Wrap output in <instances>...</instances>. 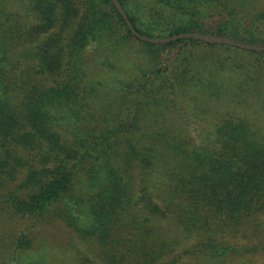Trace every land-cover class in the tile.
Instances as JSON below:
<instances>
[{"label": "trees", "instance_id": "1", "mask_svg": "<svg viewBox=\"0 0 264 264\" xmlns=\"http://www.w3.org/2000/svg\"><path fill=\"white\" fill-rule=\"evenodd\" d=\"M8 1L0 0V13ZM117 1L140 34L200 32L260 49L195 37L143 41L111 0H29L35 22L23 28L6 14L0 21V215L60 216L100 248L103 259L78 264H230L264 254V131L257 118L241 114L264 109L258 96H264V69L256 66L264 63V6ZM97 40L111 54L135 40L144 61L113 86L103 106L114 103L117 114L102 124L86 102L93 87L85 86L80 58ZM21 44L28 45L27 64L19 68L8 52ZM228 49L245 51L248 60L230 59ZM160 223L174 226L169 242L156 234ZM14 242L12 256L32 247L23 228ZM16 256L0 264H22Z\"/></svg>", "mask_w": 264, "mask_h": 264}, {"label": "rangeland", "instance_id": "2", "mask_svg": "<svg viewBox=\"0 0 264 264\" xmlns=\"http://www.w3.org/2000/svg\"><path fill=\"white\" fill-rule=\"evenodd\" d=\"M254 3L258 8L264 6V0H255ZM2 7L3 5H0V11H2ZM4 10L0 14L5 19L0 21H6V14H9L7 21L16 22L15 25L19 28H23L19 25H31L35 22L34 14L30 11L29 0H10L5 4ZM27 47V44L14 45L8 52V55H10L9 61L16 63L19 68L27 64L22 55L27 50ZM141 47L139 42L131 40L127 46L111 54L101 41L97 40L90 42L81 52V63L87 72V76L84 78L85 86L93 87L88 97L86 96V102H90L89 106L92 113L94 112L96 115L95 119L97 123L102 124L105 120L111 121L115 118V114H117L114 111L116 105L114 103H111L110 107L103 105L111 98V94L114 93L113 86L119 87L120 82L127 81L132 71H137L144 62L140 59L143 55ZM218 51L222 52L220 49ZM226 51L230 59L236 61L248 60L245 51L231 49ZM19 52L22 55L20 57H18ZM140 61L143 62L140 63ZM6 65L8 64L6 63ZM261 65H256L260 71L264 69V63L262 67H260ZM242 77L240 76V80ZM261 78L260 82L264 83V72L261 73ZM262 88L264 90V86ZM258 96L260 99H264L262 93ZM255 102H257L255 106H257L261 100H256ZM246 113L248 115L241 112L242 115L247 116L249 119L254 120V118H257L258 123L254 121L264 131V109L253 108ZM189 129L193 133H196L200 128L191 124ZM8 216L4 213L0 215V259L15 258L16 255L12 256V251L15 247L14 241L21 233L22 228L32 243L31 248L19 252L16 256L17 259L22 260V264H38L31 262L36 259L40 261V264H78L85 257L97 260L103 259L98 245L92 246L89 241L81 239L77 232L69 227L60 216L58 217L53 213L39 219H18V217ZM160 227L162 229L157 230V236L166 235L167 237L164 239L167 242L175 237V234H173L174 226L170 227L168 224L167 226H162L160 223ZM161 239L163 238L161 237ZM185 245L186 242L181 247ZM182 259L184 262L190 261L188 257ZM230 264H264V254L258 253L239 257L234 259Z\"/></svg>", "mask_w": 264, "mask_h": 264}, {"label": "water", "instance_id": "3", "mask_svg": "<svg viewBox=\"0 0 264 264\" xmlns=\"http://www.w3.org/2000/svg\"><path fill=\"white\" fill-rule=\"evenodd\" d=\"M111 1L114 4V6L118 9L119 13L121 14L122 18L124 19L127 27L132 32V34L135 37H137V38H139V39H141L143 41L157 43V42H166V41H170V40L177 39V38H183V37H195L197 39H200V40H203V41H206V42L224 43V44L235 46V47H239V48H242V49H253V50L260 49L258 46L247 44V43H242V42H239V41H235V40L229 39L227 37H220V36H215V35H206V34L196 33V32L180 33V34L173 35V36H170V37H149V36L140 34L139 32H137L133 28L131 22L129 21V19L127 17V14L125 13V11L122 8L121 4L117 0H111Z\"/></svg>", "mask_w": 264, "mask_h": 264}]
</instances>
